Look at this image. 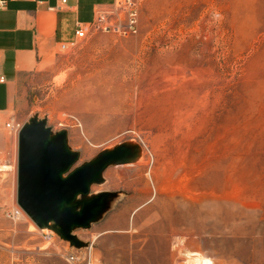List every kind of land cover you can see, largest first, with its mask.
<instances>
[{
    "label": "rangeland",
    "instance_id": "rangeland-1",
    "mask_svg": "<svg viewBox=\"0 0 264 264\" xmlns=\"http://www.w3.org/2000/svg\"><path fill=\"white\" fill-rule=\"evenodd\" d=\"M137 28L60 44L11 115L65 129L70 170L134 148L84 196L111 192L104 212L72 233L100 264H264V0H140ZM14 160L0 173V264H68L70 243L17 204V147Z\"/></svg>",
    "mask_w": 264,
    "mask_h": 264
},
{
    "label": "water",
    "instance_id": "water-1",
    "mask_svg": "<svg viewBox=\"0 0 264 264\" xmlns=\"http://www.w3.org/2000/svg\"><path fill=\"white\" fill-rule=\"evenodd\" d=\"M66 137L65 129L53 133L46 120L36 116L23 123L17 133L16 201L39 229H52L81 248L85 243L73 229L96 221L113 194L84 196L93 183L101 182L109 165L131 162L136 154L132 146L118 145L70 170L78 153L70 150Z\"/></svg>",
    "mask_w": 264,
    "mask_h": 264
},
{
    "label": "crops",
    "instance_id": "crops-1",
    "mask_svg": "<svg viewBox=\"0 0 264 264\" xmlns=\"http://www.w3.org/2000/svg\"><path fill=\"white\" fill-rule=\"evenodd\" d=\"M113 1L6 0L0 9L1 131H6L9 116L19 111L31 79L52 67L59 45H73L76 25L90 22L98 8H107ZM16 147V135L9 139L0 135L2 161L14 163Z\"/></svg>",
    "mask_w": 264,
    "mask_h": 264
},
{
    "label": "built area",
    "instance_id": "built-area-1",
    "mask_svg": "<svg viewBox=\"0 0 264 264\" xmlns=\"http://www.w3.org/2000/svg\"><path fill=\"white\" fill-rule=\"evenodd\" d=\"M65 2L66 0H61V3ZM5 4L6 0H0V9L5 7ZM139 6L140 0H114L109 10L97 12L90 23H78L75 29V37L83 38L97 31L112 32L124 38L135 35L138 30ZM65 47V44H61L62 49ZM23 123L24 121L16 116H10L4 122V127L17 134ZM4 166L6 167L0 157V173L5 170ZM58 254L68 264H100L94 258L92 244L86 248L64 247L59 250Z\"/></svg>",
    "mask_w": 264,
    "mask_h": 264
},
{
    "label": "bare ground",
    "instance_id": "bare-ground-1",
    "mask_svg": "<svg viewBox=\"0 0 264 264\" xmlns=\"http://www.w3.org/2000/svg\"><path fill=\"white\" fill-rule=\"evenodd\" d=\"M40 230H48V228L43 227V228H41ZM190 264H195V262L191 259V260H190Z\"/></svg>",
    "mask_w": 264,
    "mask_h": 264
}]
</instances>
